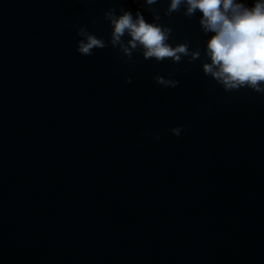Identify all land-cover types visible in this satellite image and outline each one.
Here are the masks:
<instances>
[{"label":"clouds","instance_id":"obj_1","mask_svg":"<svg viewBox=\"0 0 264 264\" xmlns=\"http://www.w3.org/2000/svg\"><path fill=\"white\" fill-rule=\"evenodd\" d=\"M143 2L153 5L158 0ZM182 6L183 14L188 18L199 12L202 32L205 35L211 33L203 51L209 61L202 63L203 73L225 91L248 88L264 93V0H253L251 7L244 0H169L165 15L179 12ZM150 11L152 23L146 21L139 10L133 15L131 10L121 8L117 15L115 8L108 9L104 19L112 29L109 41L80 26L77 35L82 38L76 43V51L80 55L91 56L94 49H104L110 44L129 61L138 50L145 60L155 59L157 62L170 59L173 63H180L187 57L192 63L201 59V51L192 50L188 43L174 47L169 44L172 28L159 23L161 17L156 9ZM154 79L164 87L174 88L179 84L178 80L159 75ZM171 131L179 136L182 129L176 127Z\"/></svg>","mask_w":264,"mask_h":264}]
</instances>
